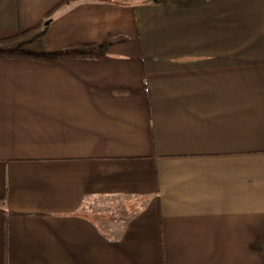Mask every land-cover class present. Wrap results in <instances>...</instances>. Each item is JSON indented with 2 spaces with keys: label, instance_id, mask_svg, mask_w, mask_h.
Wrapping results in <instances>:
<instances>
[{
  "label": "crops",
  "instance_id": "obj_1",
  "mask_svg": "<svg viewBox=\"0 0 264 264\" xmlns=\"http://www.w3.org/2000/svg\"><path fill=\"white\" fill-rule=\"evenodd\" d=\"M19 33L87 55H0V264H264V0H0Z\"/></svg>",
  "mask_w": 264,
  "mask_h": 264
},
{
  "label": "trees",
  "instance_id": "obj_2",
  "mask_svg": "<svg viewBox=\"0 0 264 264\" xmlns=\"http://www.w3.org/2000/svg\"><path fill=\"white\" fill-rule=\"evenodd\" d=\"M22 33H19V34H16V35H13L11 37H5V38H2L0 39V42H6V41H10V40H13L15 38L18 37V35H20ZM77 48H81L80 46L77 47ZM0 55H32V56H41L43 57L44 55H41V54H37V53H33L31 51H27V50H4V49H0ZM84 55H87V52L85 51H79V50H72V49H66V50H59V51H55L52 53V56L51 57H43L45 60L47 61H53L59 57H62V56H84Z\"/></svg>",
  "mask_w": 264,
  "mask_h": 264
}]
</instances>
